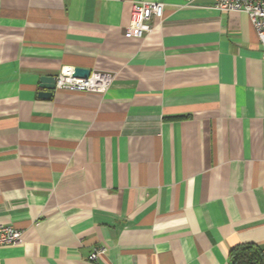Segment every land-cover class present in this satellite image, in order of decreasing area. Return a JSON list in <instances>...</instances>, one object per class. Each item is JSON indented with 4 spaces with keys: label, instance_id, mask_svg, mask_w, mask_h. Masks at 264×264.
<instances>
[{
    "label": "crops",
    "instance_id": "0c3cea01",
    "mask_svg": "<svg viewBox=\"0 0 264 264\" xmlns=\"http://www.w3.org/2000/svg\"><path fill=\"white\" fill-rule=\"evenodd\" d=\"M162 19L127 38L132 6ZM211 0H0V264H228L264 251V47ZM107 71L104 93L39 78ZM105 252L88 258L94 247Z\"/></svg>",
    "mask_w": 264,
    "mask_h": 264
},
{
    "label": "built area",
    "instance_id": "2783aa9c",
    "mask_svg": "<svg viewBox=\"0 0 264 264\" xmlns=\"http://www.w3.org/2000/svg\"><path fill=\"white\" fill-rule=\"evenodd\" d=\"M191 3L197 0H185ZM220 11H240L247 14L264 47V0H211ZM164 5L161 2L141 1L132 6L130 23L124 31L127 38H141L152 29V17L162 19ZM74 67L64 65L55 76V87L75 92L104 93L111 83L109 72L91 70L88 77L73 75ZM22 240V230L12 225H0V246L16 245ZM105 247H94L88 258L96 260L104 254Z\"/></svg>",
    "mask_w": 264,
    "mask_h": 264
},
{
    "label": "trees",
    "instance_id": "16d2710c",
    "mask_svg": "<svg viewBox=\"0 0 264 264\" xmlns=\"http://www.w3.org/2000/svg\"><path fill=\"white\" fill-rule=\"evenodd\" d=\"M228 264H264V251L254 243L235 245L228 252Z\"/></svg>",
    "mask_w": 264,
    "mask_h": 264
},
{
    "label": "water",
    "instance_id": "95a60500",
    "mask_svg": "<svg viewBox=\"0 0 264 264\" xmlns=\"http://www.w3.org/2000/svg\"><path fill=\"white\" fill-rule=\"evenodd\" d=\"M90 72H91V69L87 67L74 66L73 75L86 78L88 77ZM102 72H107V71H102ZM39 81H40L39 86L43 88L44 90L39 91L38 95L40 97H49L52 94V90L55 88V77L50 76V75H43L39 78Z\"/></svg>",
    "mask_w": 264,
    "mask_h": 264
}]
</instances>
